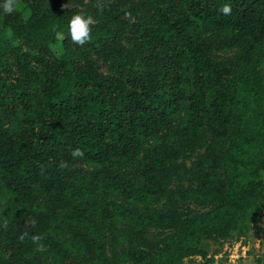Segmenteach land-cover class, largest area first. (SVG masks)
<instances>
[{"label": "trees", "instance_id": "obj_1", "mask_svg": "<svg viewBox=\"0 0 264 264\" xmlns=\"http://www.w3.org/2000/svg\"><path fill=\"white\" fill-rule=\"evenodd\" d=\"M27 1L11 15L0 11V264H40L34 235L54 264H111L99 227L114 216L177 222L180 241L163 237L157 246L159 263L167 264L202 234L203 217L178 214L180 201L212 194L237 203L255 195L264 171V158L254 152L260 141L246 127L233 128L230 108L264 103V53L234 75L209 51L244 42L255 57L264 41V0H137L145 14L133 22L135 6L102 0L110 25L95 24L84 46L56 38L74 16L59 3L39 9ZM225 4L230 15L218 11ZM213 30L224 34L214 40L197 34ZM126 44L136 57L128 58ZM80 47L108 54L109 73L85 53L74 57L71 48ZM204 127L210 143L194 164L199 186L170 191L164 211L149 215L107 195L160 200L168 162ZM76 148L93 171L70 180L59 165L77 160ZM131 163L136 175L124 174ZM146 257L130 247L126 258L140 264Z\"/></svg>", "mask_w": 264, "mask_h": 264}, {"label": "rangeland", "instance_id": "obj_2", "mask_svg": "<svg viewBox=\"0 0 264 264\" xmlns=\"http://www.w3.org/2000/svg\"><path fill=\"white\" fill-rule=\"evenodd\" d=\"M102 0H28L26 5L44 9L55 3H59L64 13L68 16L76 14L91 15L96 24L110 25L108 19L101 15L99 5ZM128 5L136 8L133 22L142 18L145 11L137 5V0H125ZM1 4V3H0ZM22 7V6H20ZM202 39H217L224 34L223 30L199 31ZM74 57L82 54L89 55L104 73H109L108 54H95L83 47L71 48ZM125 53L128 58H134L137 53L126 44ZM264 53V41L256 47V56L248 57L244 42L225 49L213 48L209 56L221 60L226 68L234 75L250 70L254 60ZM131 63H128L126 68ZM264 110V103L259 106L239 107L233 104L230 108V120L233 128L242 127L251 130L260 141L256 146L255 155L264 158V116L259 109ZM180 120V117L177 121ZM8 124L9 121L4 119ZM229 142L228 138L221 139L217 151L223 154ZM210 143V134L204 127L192 146L183 155L168 162L169 176L164 183V196L156 202H138L125 199L116 192H108L107 195L115 201L127 207H135L146 214L155 211H164L167 208V196L172 190L199 186V180L194 171V164L203 155ZM136 165L131 163L121 168L124 174L136 175ZM93 171V167L84 161L77 159L64 168L65 175L70 180H79ZM261 182L256 184V192L253 196H244L237 203H231L225 199L209 194L205 197L190 198L178 203V214L192 216L199 214L203 217L201 222L202 234L193 247H182L177 251L175 259L167 264H264V171L258 173ZM99 232L104 240L106 252L111 264H128L127 252L130 247L147 252L145 260L140 264H160L158 242L161 238L173 236L180 241L182 235L177 222L157 220L154 217L143 222H136L133 218L113 217L100 225ZM59 236L68 238L67 233L58 232ZM35 251H42L40 264H54V258L48 252L46 245L36 247Z\"/></svg>", "mask_w": 264, "mask_h": 264}, {"label": "clouds", "instance_id": "obj_3", "mask_svg": "<svg viewBox=\"0 0 264 264\" xmlns=\"http://www.w3.org/2000/svg\"><path fill=\"white\" fill-rule=\"evenodd\" d=\"M21 5V0H3V3L0 4V11L4 15H11L15 13ZM98 7H101L99 3L97 4ZM102 10V9H101ZM224 15L231 14V7L228 4L223 5L221 8L218 9ZM97 23V20L91 15L85 14H76L71 17L68 22V32L64 33H57L56 38L60 41H65L66 39L70 38V42L74 45L84 46L86 43L90 42L91 40V33L93 26ZM8 36H11V30L8 29L7 31ZM71 157L73 159H82L84 157V152L79 149H73L71 151ZM60 168H66L67 164L61 161ZM34 224V222H33ZM3 227H7V220L5 219L3 222ZM20 239H24V235L20 236ZM42 237L40 235H34L32 237V242L37 244L38 247H43L40 244Z\"/></svg>", "mask_w": 264, "mask_h": 264}]
</instances>
